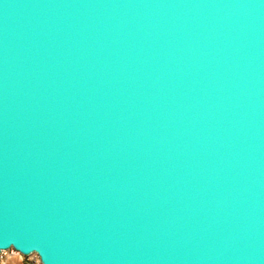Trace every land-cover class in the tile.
I'll use <instances>...</instances> for the list:
<instances>
[{"label": "water", "instance_id": "obj_1", "mask_svg": "<svg viewBox=\"0 0 264 264\" xmlns=\"http://www.w3.org/2000/svg\"><path fill=\"white\" fill-rule=\"evenodd\" d=\"M264 264V0H0V253Z\"/></svg>", "mask_w": 264, "mask_h": 264}, {"label": "built area", "instance_id": "obj_2", "mask_svg": "<svg viewBox=\"0 0 264 264\" xmlns=\"http://www.w3.org/2000/svg\"><path fill=\"white\" fill-rule=\"evenodd\" d=\"M16 255L20 256L18 253L14 251H4L0 253V264H6V261L9 258L16 256ZM24 258H26L27 260L26 264H41L36 256H30V257H24Z\"/></svg>", "mask_w": 264, "mask_h": 264}, {"label": "rangeland", "instance_id": "obj_3", "mask_svg": "<svg viewBox=\"0 0 264 264\" xmlns=\"http://www.w3.org/2000/svg\"><path fill=\"white\" fill-rule=\"evenodd\" d=\"M26 262H27L26 258L16 255L9 258L6 261V264H26Z\"/></svg>", "mask_w": 264, "mask_h": 264}]
</instances>
